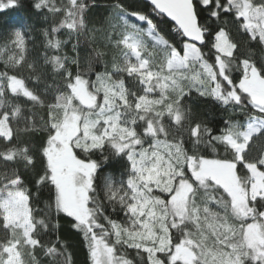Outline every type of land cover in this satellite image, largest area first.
<instances>
[{"label": "snow or ice", "instance_id": "snow-or-ice-1", "mask_svg": "<svg viewBox=\"0 0 264 264\" xmlns=\"http://www.w3.org/2000/svg\"><path fill=\"white\" fill-rule=\"evenodd\" d=\"M98 11L0 0V264H264V0Z\"/></svg>", "mask_w": 264, "mask_h": 264}, {"label": "trees", "instance_id": "trees-1", "mask_svg": "<svg viewBox=\"0 0 264 264\" xmlns=\"http://www.w3.org/2000/svg\"><path fill=\"white\" fill-rule=\"evenodd\" d=\"M112 2V0H98L99 11L98 15L103 16L106 15L108 11V5ZM37 47H39L40 43V35L39 32L35 33ZM202 110H208L210 112V118L216 121L221 120L227 113H217L216 111L212 110L211 104L208 105H201ZM64 228H67V225H63ZM72 253H73V262L74 264H86L87 261V250L84 248L82 239L79 235L72 236Z\"/></svg>", "mask_w": 264, "mask_h": 264}]
</instances>
